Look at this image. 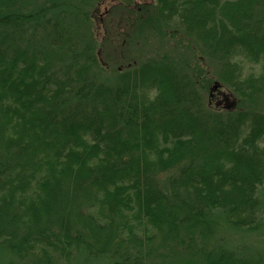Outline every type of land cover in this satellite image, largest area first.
<instances>
[{
  "label": "trees",
  "instance_id": "trees-1",
  "mask_svg": "<svg viewBox=\"0 0 264 264\" xmlns=\"http://www.w3.org/2000/svg\"><path fill=\"white\" fill-rule=\"evenodd\" d=\"M62 1L0 0L4 264H264V0H149L131 60Z\"/></svg>",
  "mask_w": 264,
  "mask_h": 264
},
{
  "label": "rangeland",
  "instance_id": "rangeland-1",
  "mask_svg": "<svg viewBox=\"0 0 264 264\" xmlns=\"http://www.w3.org/2000/svg\"><path fill=\"white\" fill-rule=\"evenodd\" d=\"M149 0H117L116 3H113L114 6L111 7L112 11L114 12V14H111V12H108V18H112V21L110 22V32H111V27H112V31L115 32V36L118 35V31L120 28L123 29V27L125 29H131L133 32L131 33H135L133 35L132 38H134L135 41H138L137 44H133V49H132V54L129 55L130 60L132 57L137 56L139 58L142 59V57H146L144 55H147V57L149 56L151 50L148 48H152V44H154L155 46L157 45V41L159 40V33L158 30L161 28V24L157 21L158 19L156 18V13H155V9L153 6V3H149ZM61 5L63 7L65 6H69V3L67 0H64L62 2H60ZM97 3V0H87L86 2V10L90 11L93 10V7L95 6V4ZM74 2H73V9H74ZM101 8L103 9V7L101 6ZM74 9V13H76V10ZM134 26H131V24ZM137 23V25H136ZM122 26V27H121ZM145 38H148L149 40L143 44V42H145ZM111 41V47L115 46L118 49L116 50V52L111 53L112 50H110V54H111V58L113 61L116 62H127V57H124V59H114V58H119L120 57V53H127L128 52V47L130 45H128L126 47L127 50L122 52V47H119L120 45L116 44V39L115 38H111L109 39ZM115 42V43H114ZM166 43V48L168 52L170 53H177V49L176 47L170 48L171 44L168 43V40L164 39L162 40V43ZM125 39L122 43V46L125 45ZM113 44V45H112ZM143 44V45H142ZM159 50V48H157ZM160 51V50H159ZM118 53L119 56L116 54ZM110 60L111 66L112 67H119L115 62H113ZM129 61V60H128ZM251 68L250 65L244 64V72L247 73V71ZM257 101L255 102V105L258 106V108H261L262 110H264V95L260 96V98L256 99ZM249 242V241H246ZM258 244V243H257ZM9 260L8 255L5 254H1L0 256V264H4L5 262H7ZM97 260V261H96ZM88 259L85 261V258L83 255L78 254L76 256V258L72 259L70 261L69 264H102V262H106L101 260L100 258L97 259ZM107 263V262H106ZM64 264H67L64 263Z\"/></svg>",
  "mask_w": 264,
  "mask_h": 264
}]
</instances>
